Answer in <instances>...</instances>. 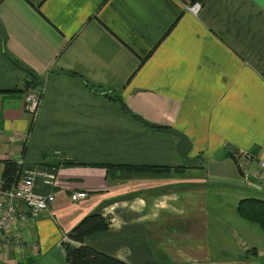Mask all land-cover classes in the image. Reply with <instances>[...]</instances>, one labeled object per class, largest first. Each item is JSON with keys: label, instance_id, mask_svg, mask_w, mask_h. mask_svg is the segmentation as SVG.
I'll use <instances>...</instances> for the list:
<instances>
[{"label": "crops", "instance_id": "1", "mask_svg": "<svg viewBox=\"0 0 264 264\" xmlns=\"http://www.w3.org/2000/svg\"><path fill=\"white\" fill-rule=\"evenodd\" d=\"M231 154L264 183V0H0V169L56 175L0 264H66L90 215L110 224L85 245L126 264H262Z\"/></svg>", "mask_w": 264, "mask_h": 264}, {"label": "built area", "instance_id": "2", "mask_svg": "<svg viewBox=\"0 0 264 264\" xmlns=\"http://www.w3.org/2000/svg\"><path fill=\"white\" fill-rule=\"evenodd\" d=\"M187 9L193 15H197L200 4L194 3ZM43 92L44 89L41 86L38 89L29 90L25 95L24 111L32 118L37 114ZM240 155L246 164L250 162L244 153ZM14 164L17 171L14 182L11 184L6 183L3 178L4 169H0V255H7L14 246L23 245V238L18 230L34 223L43 213L49 211L54 201L52 192V188L56 185L54 172L39 173L36 166H26L22 159L15 161ZM261 167L264 168V163H261ZM241 184L253 191L264 192V183L259 184L253 177L242 176ZM39 188H45L44 192H39L37 190ZM87 196L85 191L72 192L70 200L77 203L86 199Z\"/></svg>", "mask_w": 264, "mask_h": 264}, {"label": "trees", "instance_id": "3", "mask_svg": "<svg viewBox=\"0 0 264 264\" xmlns=\"http://www.w3.org/2000/svg\"><path fill=\"white\" fill-rule=\"evenodd\" d=\"M104 95L107 96V93ZM113 99L120 101L119 97H113ZM120 105L125 110L123 104L120 103ZM153 128L160 129L159 127ZM16 171L14 163L5 164L3 178L7 184L14 182ZM237 211L243 219L257 224L264 235V199H243L239 202ZM109 224L110 220L100 215H90L82 220L72 231L69 240L62 243L66 264H126L85 245L84 241L87 237L107 231Z\"/></svg>", "mask_w": 264, "mask_h": 264}, {"label": "rangeland", "instance_id": "4", "mask_svg": "<svg viewBox=\"0 0 264 264\" xmlns=\"http://www.w3.org/2000/svg\"><path fill=\"white\" fill-rule=\"evenodd\" d=\"M193 5V4H192ZM191 6V5H190ZM189 7V6H188ZM24 72H26L25 70H24ZM27 73V72H26ZM34 82H36V81H30V84L29 85H31L29 88L32 90L33 88L32 87H34V88H37L38 89V86H37V83H34ZM239 153H241V152H239ZM199 165H203V161L199 164ZM242 167H243V169H245L244 168V164L242 163V165H241ZM240 187H245L246 189H249L248 187H246L244 184H240ZM250 191H251V189H250ZM258 194V196H260V198L261 197H263L264 198V192H257ZM88 197V196H87ZM67 240L65 239L63 242H66ZM22 246V245H21ZM21 246H20V249H21ZM36 246V245H35ZM22 250H23V248H22ZM5 256H8V255H6L5 254ZM14 256L15 257H17V258H24L25 257V255L23 254H19V253H15L14 254Z\"/></svg>", "mask_w": 264, "mask_h": 264}, {"label": "water", "instance_id": "5", "mask_svg": "<svg viewBox=\"0 0 264 264\" xmlns=\"http://www.w3.org/2000/svg\"><path fill=\"white\" fill-rule=\"evenodd\" d=\"M231 157H232L234 163L238 166V170H239L240 175L244 176L245 174H244V172L242 171L241 166L238 164V161L236 160L234 154H231Z\"/></svg>", "mask_w": 264, "mask_h": 264}]
</instances>
